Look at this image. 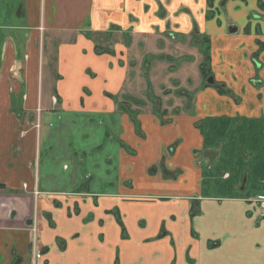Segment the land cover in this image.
<instances>
[{
    "label": "crops",
    "instance_id": "0c3cea01",
    "mask_svg": "<svg viewBox=\"0 0 264 264\" xmlns=\"http://www.w3.org/2000/svg\"><path fill=\"white\" fill-rule=\"evenodd\" d=\"M200 1L0 0V264H264V7Z\"/></svg>",
    "mask_w": 264,
    "mask_h": 264
},
{
    "label": "rangeland",
    "instance_id": "374dc122",
    "mask_svg": "<svg viewBox=\"0 0 264 264\" xmlns=\"http://www.w3.org/2000/svg\"><path fill=\"white\" fill-rule=\"evenodd\" d=\"M12 1H14V0H12ZM164 1H166V2H163V1H161V0H152L151 2L150 1H148L147 0V3H146V5L147 6H149L150 5V3H152V2H155V3H158V2H160V5H161V3H162V5H161V11H159V13H157L158 14V16H163L165 13H163L164 12V7H163V4L164 3H170L172 0H164ZM215 0H206V5L207 6H205V13H206V16H209V13H213V11L210 9L211 7L210 6H212L213 7V5H214V2ZM201 1L200 0H195V3H200ZM209 8V9H208ZM215 14V13H214ZM211 16H213V15H211ZM134 20H136L135 18H133V21ZM196 27L193 29V34L195 35L196 33ZM130 34L132 35V31L130 32ZM204 46L206 47L207 46V43L206 42H204ZM0 49H1V45H0ZM207 51V50H206ZM205 64H206V68H208V61L205 59ZM18 133V130L16 129V128H13L10 124H7L6 125V127H5V129H4V127H3V129H0V135H1V137H3V138H1L0 139V143H1V145H3L4 144V142L5 141H7L8 140V138H9V135H14V134H17ZM8 136V137H6L5 138V136ZM10 143V141L8 142V144ZM7 144V145H8ZM37 240V242H36V244L38 245V242H39V235H38V232H37V234L35 235V241ZM34 244V243H33ZM32 244V245H33ZM33 250H34V246H33ZM35 253V252H34ZM33 253V254H34Z\"/></svg>",
    "mask_w": 264,
    "mask_h": 264
},
{
    "label": "built area",
    "instance_id": "2783aa9c",
    "mask_svg": "<svg viewBox=\"0 0 264 264\" xmlns=\"http://www.w3.org/2000/svg\"><path fill=\"white\" fill-rule=\"evenodd\" d=\"M253 202L254 204H256L257 206V217L259 219H264V180L261 183V187L260 190L253 196L251 197L248 202ZM30 229L33 232V241L32 243L34 248H37V240L35 241V235L37 234L38 230H37V222L34 221L31 225H30ZM36 252L37 255H40L39 251L36 249L34 250Z\"/></svg>",
    "mask_w": 264,
    "mask_h": 264
},
{
    "label": "trees",
    "instance_id": "16d2710c",
    "mask_svg": "<svg viewBox=\"0 0 264 264\" xmlns=\"http://www.w3.org/2000/svg\"><path fill=\"white\" fill-rule=\"evenodd\" d=\"M260 5H261L262 7H264V2H260ZM204 42H205V41H204ZM202 69H203V71H204V74L207 75V74H206V71H208V69H209V65H208V68H206V64H205V62H204V63L202 64ZM134 113H137V112L134 111ZM133 120H134L135 123H137V125H138V120H137V118L134 117ZM155 169H156L155 167H152V168H151V172H152V171H155Z\"/></svg>",
    "mask_w": 264,
    "mask_h": 264
},
{
    "label": "water",
    "instance_id": "95a60500",
    "mask_svg": "<svg viewBox=\"0 0 264 264\" xmlns=\"http://www.w3.org/2000/svg\"><path fill=\"white\" fill-rule=\"evenodd\" d=\"M209 82H213V79H210ZM4 188H5V184L0 183V189H4Z\"/></svg>",
    "mask_w": 264,
    "mask_h": 264
},
{
    "label": "flooded vegetation",
    "instance_id": "af4514ba",
    "mask_svg": "<svg viewBox=\"0 0 264 264\" xmlns=\"http://www.w3.org/2000/svg\"><path fill=\"white\" fill-rule=\"evenodd\" d=\"M260 2H264V1H263V0H261ZM259 5H260V3H259ZM260 6H261V5H260ZM210 7H211V8H213L212 6H210ZM261 7H262V6H261ZM38 251H39V253H40V254H42V253H43V249H40V248H39V249H38Z\"/></svg>",
    "mask_w": 264,
    "mask_h": 264
}]
</instances>
